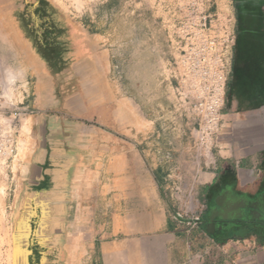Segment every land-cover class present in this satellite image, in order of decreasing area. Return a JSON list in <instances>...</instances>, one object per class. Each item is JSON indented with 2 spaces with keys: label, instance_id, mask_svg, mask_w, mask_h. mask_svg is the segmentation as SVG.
Returning <instances> with one entry per match:
<instances>
[{
  "label": "crops",
  "instance_id": "obj_1",
  "mask_svg": "<svg viewBox=\"0 0 264 264\" xmlns=\"http://www.w3.org/2000/svg\"><path fill=\"white\" fill-rule=\"evenodd\" d=\"M243 1L222 133L206 167L188 161L191 205L173 201L183 175L169 168L172 129L142 120L137 101L121 93L99 35L74 37L66 58L30 45L22 53L29 92L16 229L31 246L29 264H264L263 241H217L200 221L187 228L176 218L191 209L200 220L219 197L243 205L227 221L264 211V0ZM226 245L234 255L209 253Z\"/></svg>",
  "mask_w": 264,
  "mask_h": 264
},
{
  "label": "rangeland",
  "instance_id": "obj_2",
  "mask_svg": "<svg viewBox=\"0 0 264 264\" xmlns=\"http://www.w3.org/2000/svg\"><path fill=\"white\" fill-rule=\"evenodd\" d=\"M37 1L46 5L45 7H48L46 2L49 3L72 27L68 32L63 29L62 32L57 31L55 34L61 37L62 46L66 45V41L62 39L65 33L67 39L72 40L77 36L82 37V33L86 30L99 35L102 39L100 45L108 49L112 56L115 69L111 75L117 84H120L121 93L137 101L142 120L146 118L155 127L167 126L172 129V134L169 135V157L172 159L170 172L174 175L179 172L185 176L174 178L175 187L178 186L180 193L177 197L174 195L173 201L176 204L191 205L194 201L190 191L193 183L188 177L194 169L192 159L201 162L196 168L206 167L204 162L214 150L212 142H207L205 139L201 141L195 116L189 109L188 100L184 99L186 88L183 84L181 56L185 41L194 36L199 21L204 15L210 16L213 32L227 19L235 17L233 0ZM26 2L27 0H0V146L2 147L5 132L10 128L14 133L16 144L17 136L20 135L21 121L14 120L13 114L17 109L25 106V97L29 92L26 86L28 79L23 68L26 63L22 53L28 50L29 45L35 48L37 46L42 53H52L46 43L38 42L34 33L29 31L32 29L30 26L18 27L17 21L12 17V14ZM45 39L50 41L49 37ZM66 49V46L62 49L66 52L63 54L65 58L69 53ZM13 126L16 128L13 129ZM22 136L23 134L18 139L19 146L13 158L4 161L3 157H0V264H10V257L11 264L15 263L13 251L18 220L16 186L19 183L23 158ZM178 159L184 161V164L178 165ZM225 249L218 250L214 247L210 248L209 253L214 252L222 256L228 255L230 251L234 255L236 251L230 245H226Z\"/></svg>",
  "mask_w": 264,
  "mask_h": 264
},
{
  "label": "built area",
  "instance_id": "obj_3",
  "mask_svg": "<svg viewBox=\"0 0 264 264\" xmlns=\"http://www.w3.org/2000/svg\"><path fill=\"white\" fill-rule=\"evenodd\" d=\"M235 24V17L232 16L213 32L210 16L204 15L194 36L185 41L180 61L186 88L184 99L188 100L189 109L195 116L201 141L205 139L212 142V145L222 133V109L232 73L236 41ZM27 113L22 108L17 109L13 114L14 120L20 121ZM5 133L3 147L0 146V157L7 161L16 155L17 144L11 128ZM176 218L187 228H193L199 223V217L191 209L177 212Z\"/></svg>",
  "mask_w": 264,
  "mask_h": 264
},
{
  "label": "bare ground",
  "instance_id": "obj_4",
  "mask_svg": "<svg viewBox=\"0 0 264 264\" xmlns=\"http://www.w3.org/2000/svg\"><path fill=\"white\" fill-rule=\"evenodd\" d=\"M46 4L48 7H45L46 5L41 4V2L37 0H27L24 6H20V8H18L17 11L12 14V17L15 18V21H17L18 27L23 28L22 26H30L32 29L29 31L34 33L38 42L42 41L43 43H46L48 45V50H52L53 52H61L66 46V50L71 52L73 49V42L71 41L72 39H67L65 33V37L62 39L63 41H66V45L62 46V44H60L61 37H58V35L55 34L57 31L62 32L63 29L64 31L66 30L65 32H68V30H71L72 27L67 21H65V18L55 8H53V6L47 2ZM61 34L63 35V33ZM45 37H49L50 41L46 40ZM4 40L8 41L7 39Z\"/></svg>",
  "mask_w": 264,
  "mask_h": 264
},
{
  "label": "flooded vegetation",
  "instance_id": "obj_5",
  "mask_svg": "<svg viewBox=\"0 0 264 264\" xmlns=\"http://www.w3.org/2000/svg\"><path fill=\"white\" fill-rule=\"evenodd\" d=\"M243 0H233L235 8V19L237 24V18L240 15V9L243 6ZM262 201H264V196L260 199L257 205V210L262 208ZM212 207L205 206V217L210 213ZM251 209H246L244 214H241V218L237 221H218L214 219V226L210 225V222L205 220V217L200 219L201 225L205 227V230L212 235L217 241H222L227 239L229 236H240L248 235V238H254L264 242V211L261 213H249Z\"/></svg>",
  "mask_w": 264,
  "mask_h": 264
},
{
  "label": "water",
  "instance_id": "obj_6",
  "mask_svg": "<svg viewBox=\"0 0 264 264\" xmlns=\"http://www.w3.org/2000/svg\"><path fill=\"white\" fill-rule=\"evenodd\" d=\"M221 197L215 200V206L218 208L216 211H212L208 215V221L210 224H214V219L217 217L219 221H227V220H234L235 216H238L243 209V205L240 202L235 204L231 203L226 206L222 204ZM228 206V207H227ZM253 207V204L250 205ZM248 207L246 203H244V208ZM254 213V212H253ZM18 221V220H17ZM17 227V224H16ZM26 237L22 236V233H19L16 229V240L14 243V264H29V254L31 246L27 245ZM26 243V245H25ZM20 260V261H19ZM19 262V263H18Z\"/></svg>",
  "mask_w": 264,
  "mask_h": 264
}]
</instances>
